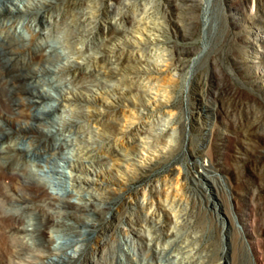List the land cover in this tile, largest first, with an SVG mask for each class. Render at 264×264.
<instances>
[{
  "label": "rangeland",
  "instance_id": "374dc122",
  "mask_svg": "<svg viewBox=\"0 0 264 264\" xmlns=\"http://www.w3.org/2000/svg\"><path fill=\"white\" fill-rule=\"evenodd\" d=\"M140 2L148 10V16L161 22L162 28L158 32L162 43L150 52L149 58L164 67H157L161 71L151 68L148 75L153 82L141 83L142 87L150 89L151 98L127 92L118 99L110 98L113 100L110 101L111 108L97 113L101 120L113 113L125 112L124 115H128L127 109L132 101L141 108L144 118L135 120H143L148 131L143 139L136 140L139 144L135 148V165L122 172L115 167L109 169L108 164L113 161L103 159L97 168L103 181L94 180L86 184L75 180L66 183L69 187L75 182L71 189L81 191V194H86L88 190L93 200L70 197L75 205L71 209L66 203L69 196H61L59 200L64 203L55 200L53 204H47V198L53 192L47 185L48 179L40 180L37 175L33 179L25 175L28 182L34 184L36 180L43 185L39 194L33 195L30 186L18 179L11 181L7 173L17 174L22 170L35 173L39 172L40 164H48L83 175V171L68 167L59 158L53 164L45 162H52L50 158L54 155L71 156L69 148L74 145V140L64 142L62 138L74 137V133L69 128L62 134L52 133L57 126L39 124L36 134L40 141L32 142L28 126L33 119L29 114L42 111L56 124L60 122L62 108L49 110L29 105L31 107L27 106L25 113H17L16 105L12 104L10 96L4 91L5 86L1 85L0 109L4 113L0 116V129L5 126L18 134L19 137L11 139V143L16 142L19 147L30 143L31 150L25 158L0 157V213L6 222L14 216L31 224L23 239L29 253L62 245L61 249L77 255V261L69 264H177L173 259L176 253L172 250L175 248L173 244L187 236L191 237L189 242L192 246L189 247L197 251L193 260L198 259L196 264H264V0H200L201 9L195 26L189 19L188 11L176 6L175 0ZM17 4L23 8L22 3ZM71 4V0L60 6L56 4L54 15L61 16ZM0 8V14L6 15L0 40L14 41L18 34L26 37V44L19 45L18 50L29 67L39 69L32 63V54L39 53L46 43L52 45L53 48L47 52L53 49L51 53L54 56L72 55V51L62 44L64 28L52 26L43 30V36H34L37 30L32 31V28L36 21L32 20L36 8L26 10L18 17L12 16L11 11L16 6L11 3L7 2L5 7ZM76 29L74 25L69 26V31ZM81 44L90 47L93 41L88 39L78 47ZM172 44L198 48L179 75H174V70L165 61L170 56L167 46ZM56 76L42 70L37 78L35 84L55 96V100L44 97V103L58 105L62 98L47 84V78L55 79ZM57 78L56 84L64 80ZM217 78L222 85L231 83L229 87L241 99L248 101L249 111L260 121L257 131L248 135L242 133L234 125L232 115L221 108L220 101H214L213 82ZM156 80L158 86L154 83ZM113 82L109 80L107 83ZM134 87H139V84ZM165 89L169 92L163 97ZM87 92L77 94L76 104L89 105L85 101L91 93ZM92 95L98 100L97 105L93 104L96 106H99V100L109 97L98 91H93ZM202 95L207 101L201 98ZM167 98L169 104L165 106ZM156 100L158 104L154 102ZM69 108L64 109L71 111ZM115 127L119 129L122 125L115 124ZM160 130L166 131L162 133ZM96 144H100L99 139L93 144V149ZM146 144L150 146L148 150L142 147ZM198 148H203L206 153L200 157L192 155V151ZM72 157L75 160L77 156ZM82 159H85L84 156ZM64 180L70 182L67 177ZM106 185L110 188L104 190L102 187ZM34 187L36 189L37 186ZM151 187L154 189L150 193ZM94 194H99L101 198ZM3 195L9 199L12 197L11 203L2 204ZM137 201L144 205H148L146 202L154 203V206L144 208L148 211L152 207L147 219L137 220ZM158 203L162 205L160 209ZM6 222H0V257H3L0 264L9 256L10 244L14 241ZM45 223L50 226L46 228ZM159 226L173 230L176 237H161L154 252L155 236H162ZM33 229L35 231L30 234ZM131 240L135 248L128 257V248L133 245Z\"/></svg>",
  "mask_w": 264,
  "mask_h": 264
},
{
  "label": "bare ground",
  "instance_id": "6f19581e",
  "mask_svg": "<svg viewBox=\"0 0 264 264\" xmlns=\"http://www.w3.org/2000/svg\"><path fill=\"white\" fill-rule=\"evenodd\" d=\"M67 1L69 0H0V7H5L7 2L16 6V9L13 12L11 11L14 17H18L20 13L26 10L36 8L37 11L35 13L32 12L34 13V19L32 21H36L32 31L37 30L34 36H43L45 33L43 30L52 26L58 27L59 29L64 28L62 30V34L64 33L62 44L72 51V55L58 54L54 56L51 53L53 49L47 52V50L53 48L52 45L45 42V46L39 53L32 54V63L39 66V69L36 70L24 63V58L19 54L18 46H24L26 44L24 43L26 37L18 34L16 36L17 39L14 41L2 42V40H0V86H5L4 91L6 95L10 96L12 104L16 105L15 108L18 109L17 113H25V108L29 105H34L35 107L43 106L45 109L49 110L62 108V113L59 116L60 120L58 119L62 124L60 122L55 124V120L49 118V115L48 117L44 115L42 111L29 114L33 119L32 123L28 126L29 132H31L29 137L32 139V142L40 141L39 135L36 134L39 124L49 125V123H51L57 126V130L54 132L52 131V133L61 132L62 134L63 131H68L67 128H69V131L74 133V137L69 136V138H66L65 136L62 140L64 142L67 140H74V145L69 148L71 156L54 155L52 157L50 156L52 162L48 160H45V162L53 164L56 159L59 158L61 161H64L68 167L80 172L83 171V175L78 174L79 172L73 173L72 170H59L57 168L58 166L40 164L39 172L30 173L27 170H22L20 173L13 174V172L9 171L7 177L10 178L11 181L18 179L22 181L23 184L28 185V187L30 186L33 195H38L43 185L39 184L36 180L34 181V185L28 182L29 180H27L26 177L29 176L33 178L37 175L40 180L48 179L47 185L53 189V192H51L50 196L47 198V204H53L55 200L64 203L59 200L61 196H65V198L69 196L66 203L67 208L71 209L75 208V205L71 203L70 197L83 199L85 197L90 198L91 195L88 190L86 194H81V191L76 189L74 191L71 189L75 182L69 184V187L66 183H71V181L73 182L75 180H78L79 183L86 184L93 183L94 180L103 181L104 178H100L99 171L97 170V168L101 166L103 159L115 162L108 164L109 169L115 167L117 171L122 172L126 171L128 167L135 165V155H137L135 148L139 144L136 143V140L142 138L146 131H148L143 120L141 119V122L138 120L139 118H144L141 113L142 110L140 111L141 108H139L136 102L132 101L129 104L130 107L127 109V112H129L128 115H124L125 112L123 114L113 113L110 115L111 117L101 120L98 118L99 116L97 113L111 108L110 101L113 100H109L110 98L114 100L118 99L127 92L151 98L150 89L142 87L141 83L145 82L147 84L148 82H153V78L148 75L151 68L161 71L160 68L157 67H161L162 63L151 60L149 54L156 50V48H159L160 43H162L158 32L162 27L160 21H156L147 15L148 10L140 4L142 0H71L73 4H71V6L69 5V8L64 14L62 12L63 15L61 14V16H59L60 14L58 15L57 13L54 15L53 10H55L56 4L60 6V4H64ZM175 1L174 3H176V6L179 5L178 7H182L188 11L187 14H190L189 19L192 21V25L195 26L197 23L196 21L199 19V11L201 9L199 6L200 0ZM17 2L22 3L23 8H21ZM1 10L0 8V12H2ZM5 18L6 15L3 16L1 13L0 39L3 32V19ZM73 25L76 26V31H69V26ZM31 26L32 22L29 27ZM6 38L4 37V39ZM88 39L93 41L92 46L90 45L89 47L87 44L83 45V43L78 47V44ZM165 48L166 46L163 49ZM167 48H169L170 56L166 58L165 61H167L169 67L174 70V75H179L180 72L185 69L188 58L198 51L197 47L185 45L176 47L172 44L171 46H167ZM49 64H53V66L51 67ZM42 70L50 73V75L55 74L56 76L61 74L60 77L56 76V78L59 77L60 80L62 78L64 79L60 82L61 84H56V78H47V84L56 91L58 96L62 97L60 102L58 101V105L48 104V102L44 103V97L48 96L55 100V96L50 91L35 84ZM109 80H113L114 82L108 84L107 82ZM154 83L157 86L159 85L157 80ZM138 84L139 87H134V85L137 86ZM229 84L222 85L220 78H217L216 81L213 82L214 88L212 95L213 99H215L214 101H220L221 108L225 109L229 115H232L235 121L234 125H236L237 129L242 133L248 135L257 131L256 129L260 126V121L249 111L248 101L241 99L236 92L229 87ZM84 91L91 93V95L86 98L87 101H85L89 103L88 106L78 105L75 101L77 94ZM93 91L109 95V97L105 100H103V98L99 100V106H96L98 100L95 98L96 96L94 97L92 95ZM167 92H169V89H165L162 96L165 97ZM201 93L204 94V92ZM201 98L207 101L203 95ZM165 101V106H167L169 104V98ZM154 102L157 103V100ZM94 103L96 105H93ZM64 108H69L71 111L65 110ZM75 109H78L77 113H74L76 111ZM3 113L4 111L0 109V116L3 115ZM68 117H72L73 119ZM135 118L138 119L135 120ZM112 120H114V122H112ZM120 123L122 127L117 129L115 124ZM161 131L163 133V131L166 130H160V132ZM0 132V145L5 144L4 147L0 146V157L6 158L14 156L25 158V156H27L31 150L30 143L25 144L23 147H19L16 142L11 143V139L19 137L18 134L5 126L0 129ZM97 139H99L100 144H96L93 149V144L96 143ZM142 147L146 150L150 148L148 144ZM54 149L56 150L55 147ZM62 149L65 150L64 148ZM93 152H96V154H93ZM204 153L206 152L203 148L192 151V155L199 157ZM64 154L66 155L68 153ZM129 155H131V157ZM72 156L77 157L73 160ZM83 156L85 159H82ZM26 174H28V176H25ZM59 174L63 176H59ZM64 177H67L70 182L64 180ZM11 186L12 184L7 187ZM34 186H37L36 189ZM102 188L107 190L110 186L106 185ZM153 189L152 187L149 189L150 193ZM94 196L100 197L99 194H94ZM150 197L151 194L149 198ZM11 199L12 197L9 199L3 195L1 203L4 205L9 204L11 203ZM90 199L93 200L94 198ZM144 204L143 202L137 201L136 215L138 221L147 219L149 217L148 215L152 213V211H150L152 207L148 211H144V208H149V205L154 206V203L146 202L148 205ZM18 206H20V204H18ZM159 207H162V205L158 203V208ZM24 208H26V205ZM65 211L69 212L67 209ZM0 222H6L4 215L1 213ZM30 225V223L21 222V220L16 219L14 216L10 222H6V228L9 234L14 237V241L10 244L11 251L9 256L3 259V262H1L2 264H69L73 261H77V255L71 252L69 253L65 249H61L62 245L58 246V248L48 247V249L44 251L29 253L27 244L23 239L26 233L30 231L28 228ZM44 226L48 228L50 224L45 223ZM3 227L5 226L3 225ZM34 231L33 229L31 233H29L32 234ZM160 231L162 236H155L154 246L152 248L154 252L157 251V245L161 237L167 239H175L176 237V233L173 230H167L161 227ZM189 237L190 236H187L181 242L173 244L175 248L172 250L176 252L173 259L176 260L177 264H196L198 260L193 261L195 260L194 258L197 251L194 250V247H189L192 246V243L189 242ZM45 241H47V239ZM185 242L186 245H182V243ZM131 243H133V245L128 248V257H130L135 248L134 241L132 242L131 240ZM59 249L62 251L60 250L61 252H58ZM199 259L201 261V257ZM132 260L136 262L134 258ZM136 264L138 263L136 262Z\"/></svg>",
  "mask_w": 264,
  "mask_h": 264
}]
</instances>
